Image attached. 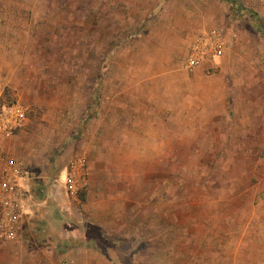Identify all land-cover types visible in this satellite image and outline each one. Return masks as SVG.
Instances as JSON below:
<instances>
[{
    "label": "rangeland",
    "instance_id": "obj_1",
    "mask_svg": "<svg viewBox=\"0 0 264 264\" xmlns=\"http://www.w3.org/2000/svg\"><path fill=\"white\" fill-rule=\"evenodd\" d=\"M212 29L219 63L186 68ZM0 102L26 113L6 150L35 208L0 264H60L66 244L112 264H264V0H0ZM77 155L85 200L64 188Z\"/></svg>",
    "mask_w": 264,
    "mask_h": 264
},
{
    "label": "built area",
    "instance_id": "obj_2",
    "mask_svg": "<svg viewBox=\"0 0 264 264\" xmlns=\"http://www.w3.org/2000/svg\"><path fill=\"white\" fill-rule=\"evenodd\" d=\"M228 41L222 29L203 30L187 46L186 68L212 66L226 52ZM26 120L19 103H0V242L9 243L19 238L29 213L31 185L23 161L9 155L4 143L14 138ZM87 161L83 155L71 159L64 169L66 194L77 198L86 184Z\"/></svg>",
    "mask_w": 264,
    "mask_h": 264
},
{
    "label": "crops",
    "instance_id": "obj_3",
    "mask_svg": "<svg viewBox=\"0 0 264 264\" xmlns=\"http://www.w3.org/2000/svg\"><path fill=\"white\" fill-rule=\"evenodd\" d=\"M217 64L216 65H212V66H217ZM171 66L172 67H170V71H169V73L171 74L170 75V78L172 77V74L175 73V71L173 70L174 69V63H172ZM192 74L194 76H192L191 78H187L188 81L191 82L192 84L195 81H199L198 80V77L202 79V76H200V74L197 76L196 71H194V73H192ZM171 80H174V79L171 78ZM183 84H184V87L187 88L188 82H187L186 79H185V82H182V81L180 83H178V82L175 83L174 82L173 83V86L175 87V89L179 88L181 90V91H179L180 94L183 93V95H187L186 90H182ZM194 90H195L194 92H197V89L196 88H194ZM181 106H182V104H181ZM182 108H183V106H182ZM19 130H20V128L17 129L16 134L18 133ZM163 137H164L163 138V142L170 144L169 141L171 142V137L168 136V135H166V134L163 135ZM12 139H9V140H7L4 143V149H5L6 152H7L6 149L9 148L8 146L11 145L9 143V141L12 140ZM83 156L86 158L85 155H83ZM86 161H87V166H88V160H87V158H86ZM263 176H264V174H263ZM263 180L264 179L262 178V175H261L260 176V180H258V182H257V185H260L261 182L263 183ZM255 188H257V187H255ZM85 189H86V185H85ZM255 191H256V189L253 191V194H254ZM257 193H258V191L255 192V196L257 195ZM29 204H30V208H29V213H28L27 220L34 215L33 210H35V208H34V203H32V195L29 196ZM24 226H23L22 229H24ZM69 240H70V238H69ZM66 245L67 246H66L65 249H61V250L57 251V250H55L53 248L54 242H51L49 245H46L45 244V246H47V249H51L52 248V249H54V251H56V255L58 256L57 257L58 261L61 260L60 264H112L109 261H107V259H104L103 258V252L100 253V251L97 250V249L88 248V247L82 246V245H72V244H66ZM45 248H41L42 249V252H47L48 251V250L45 251Z\"/></svg>",
    "mask_w": 264,
    "mask_h": 264
},
{
    "label": "trees",
    "instance_id": "obj_4",
    "mask_svg": "<svg viewBox=\"0 0 264 264\" xmlns=\"http://www.w3.org/2000/svg\"><path fill=\"white\" fill-rule=\"evenodd\" d=\"M0 103H7V104H11L12 102H0ZM79 197L81 200H85V191L84 189L80 190V193H79Z\"/></svg>",
    "mask_w": 264,
    "mask_h": 264
}]
</instances>
